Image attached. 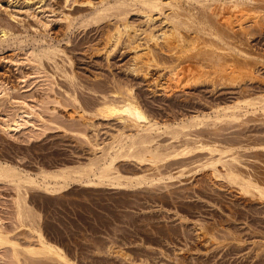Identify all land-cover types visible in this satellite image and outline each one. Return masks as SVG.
I'll list each match as a JSON object with an SVG mask.
<instances>
[{
	"label": "rangeland",
	"instance_id": "obj_1",
	"mask_svg": "<svg viewBox=\"0 0 264 264\" xmlns=\"http://www.w3.org/2000/svg\"><path fill=\"white\" fill-rule=\"evenodd\" d=\"M117 1L0 0V41L3 30L9 34L0 45V91L7 94L0 99V163L39 176L87 165L102 149L135 133L124 120L98 111L104 101H120L130 91L160 126L152 146L164 153L189 152L157 164L119 160L124 175L153 176L131 189L73 183L50 194L29 186L23 191L33 224L19 219L16 186L0 180V226L22 247L36 242L32 229L40 228L74 264H264V197L245 192L224 172L229 164L264 186V19L245 15L247 31L236 26L238 38L232 34L222 43L208 33L183 30L190 50L172 55L162 40L156 46L147 38L170 29L168 8L150 18L128 0L121 15L112 8ZM255 5L264 15V0ZM124 23L131 39L124 34L119 45L109 47L110 35ZM145 46L158 60L140 69L136 57ZM47 50L49 59L43 55ZM34 53H42V61ZM178 69L186 71L181 82L175 80ZM244 98L258 101L256 110L244 105L238 119H216V110ZM21 111L31 118L18 131L8 130ZM197 115L207 119L191 122ZM217 158L230 163H218L214 174L208 163ZM8 245H0V264H62L27 254L18 261Z\"/></svg>",
	"mask_w": 264,
	"mask_h": 264
},
{
	"label": "bare ground",
	"instance_id": "obj_2",
	"mask_svg": "<svg viewBox=\"0 0 264 264\" xmlns=\"http://www.w3.org/2000/svg\"><path fill=\"white\" fill-rule=\"evenodd\" d=\"M130 2L132 4L134 3V4L141 5L143 7V9L146 10L145 13H147L150 18H152V13H155V12H160V13L162 12L163 13L164 12L163 10H165L166 8L169 9L168 14L165 13L166 14L165 20H166V22L171 24L170 29L169 30L166 29L167 31L165 29H163V32L161 31L162 32L161 35L160 34L156 35L154 33H150L147 38H148L149 42L154 43L156 46H158L160 44L159 42L162 40L161 44L163 43L162 44L163 47L166 50H168L169 52H171V54H172V52H174V53L176 52L178 54L179 53L183 54L184 52H187L186 50L188 49L189 46L186 44L187 38L183 34V30H186L187 32L188 31L191 32V30H193L197 34H207L208 33L210 36L214 37L215 39L220 41V43H222V42H225L228 38L232 39L233 36H234V38H238V37H236L237 34H235L234 30H235L236 26L238 27L239 30L244 29L242 19L245 15L246 16L247 15L248 16L254 15L255 17L254 16H252V17H254L255 20L260 19V21H261V18L264 19V15H262L259 11L260 8L257 7L258 5L257 6L255 5L256 0H132ZM130 2L128 0H118L116 2V5L112 8L116 9L115 11L120 13V11L122 12V6H128L130 4ZM216 4H218V6ZM100 5H102V3H100ZM228 5H230L229 8L226 7ZM226 8H228V10ZM123 9H125V8H123ZM143 9H142V11H143ZM225 9H226V11H225ZM107 10H110V9H107ZM199 11H202V15L199 13ZM114 13L112 12V14H114ZM120 14L122 15V13H120ZM199 14L201 15V17ZM247 19H246V21H248ZM127 23L123 24V26H124L123 28H121L120 26H117L116 29L114 30V32L110 35L109 40H108V43L110 44V45L108 44L109 47H114L115 45H119L118 42L121 43L120 40L122 39L124 34H127L128 38L131 39V35H132L130 33L131 27ZM253 23H254V21H253ZM258 23H259V21H258ZM255 25H257V23ZM245 29H246V27H245ZM245 29L243 31H245ZM246 31H247V29H246ZM2 32H3L2 33L3 35H2V40L0 41V45L6 39H9L8 38V35H9L8 31L3 30ZM232 34H233V36H232ZM202 36H204V35H202ZM15 38H17V37H15ZM194 39H195V37L193 38V40ZM215 39H213V41ZM19 40H22V39H19ZM22 41H24V40H22ZM146 41H147V39H146ZM195 41H193V42L195 43ZM205 41H207L206 38H205ZM188 42L189 41H187V43ZM193 44L190 43L189 45H193ZM215 44H217V43H215ZM136 45L137 44H135V46ZM196 45H194V46H196ZM224 45H225V43H224ZM163 47H160L161 48L160 51H163V49H162ZM191 47L194 50V47L190 46V48ZM142 49H143V47H142ZM195 49H197V48H195ZM218 49H216V50H218ZM188 50H190V49H188ZM197 50H195V53ZM227 50H229V49L227 48ZM231 50H232L231 52H234L233 49H231ZM111 51H112V49H111ZM204 51L205 50H203L202 52H204ZM237 51L239 54L240 53H242V55L245 54V51H241V48L237 49ZM228 52L229 51H227V53ZM34 54H37V53H34ZM51 54H52L51 51L49 53L47 50L45 52V54H43V55L49 59ZM202 54H201V56H202ZM43 55L41 53V55L37 54L36 56L40 61H42ZM159 55H161V54H159ZM172 55H174V54H172ZM205 56L207 58H209L207 55H204V58H205ZM218 56H219V53H218ZM224 56H225V53H224ZM237 56H239V55H237ZM246 56H247V54H246ZM155 57H157V56L154 55L153 50L149 46H145V50L142 53L140 52V54H138L136 57L138 60V61H136V63H137L136 66H138V68H140V69L145 67V66H147V68H148V66L151 63L158 60V59L156 60ZM176 57L179 58L178 56H176ZM244 57H245V55H244ZM173 58H174V56H173ZM213 58H214V56H213ZM221 62H222V59H221L220 63ZM215 64H216V62H215ZM38 65L40 66L42 64L40 63ZM223 65L226 66L227 64L223 63ZM223 65H220V67H218V68H221V66H223ZM239 65H241V64H239ZM245 66L246 65H243V67H245ZM210 67H211V65H210ZM202 68H203V66H202ZM224 68H226V67H224ZM239 68H241V67L239 66ZM185 73H186L185 70L177 71L175 73V80L177 82H181L183 77L185 76ZM221 73H222V77H224L223 72H221ZM5 90H7V89H5ZM126 94H127V96H125V97L120 96L122 98L120 101H117V100L104 101L102 106L100 108H98V111L101 115L104 116V118L105 117H107V118L108 117H116L119 120H124L125 122L129 123L131 127H133L135 129V133L130 134V135H126L124 138L117 140L116 142L111 144L109 147L102 149V155L98 156V157H96V155H95V158L93 160H91L90 163H88L87 165L72 167V168H70V167L61 168V169L54 170L51 172L44 171L39 176V175H33L32 172L30 173V172L25 171V170H20L19 168H16V167L9 165L7 163H0V180L7 181L11 184H14L17 188L18 195H17V198L15 200V203H16L15 205L18 208L19 219H21L22 222H24V221L26 222V219H29V220L31 219L30 222H32L31 224H33V222L35 223V221H36V220H34L35 216H34L33 211L28 207L29 205H27L25 192L23 191V190H25V188L27 190V187H29V186L39 188L41 190H45L46 192H48L50 194L62 193L67 188H69V186L72 185L73 183L87 184V185H93V186H109L112 188H129V189H131V188H135L137 186H141L143 184L149 183L151 181L150 178H152L153 176L149 178L147 175H139V174L135 175V176H130V174L124 175L117 167V162L119 160L133 159V160L139 161V163L141 162V164L146 163V162H149L151 164H157L160 161H164V158L166 160V157L168 158V157L173 156V155L177 156V155H181L184 153L183 151L185 149L182 150L183 153H176V152L175 153H164V152L160 151L159 148H155L152 146V143L154 141L152 134L154 131L160 129V126L156 121L150 119V116H147L148 114H146L144 112V110L141 108L139 102L137 101V99H135V97L133 96L131 91L126 93ZM5 96H7L6 92H4V90L0 91V99L4 98ZM257 102L258 101H255L254 99L244 98L243 101L237 102L233 106H228V105L226 107L221 106L222 108H219V110H216V113H218V117H216V119L217 118L218 119L230 118L233 120L238 119L240 112H243L244 110H246L243 108L244 105H245V107L250 106V107L255 108ZM260 103H262V102H260ZM260 103H259V105H261ZM261 106H263V104ZM259 107L260 106H258V108ZM263 109H264V107H263ZM255 110H256V108H255ZM31 116H32V113H28L27 111L19 112L16 115V117L11 121V123L7 124V129L11 130V131H18L21 127H23L25 125V124L23 125L21 122L22 121L27 122L26 118H29V117L31 118ZM216 116H217V114H216ZM190 119L189 120L191 122H196V121L202 122V121H204V119H207V116L197 115V116H194L193 118L190 117ZM212 122H213V120H212ZM184 124H186V123H184ZM195 125H197V124H195ZM132 133H133V131H132ZM208 147H210V145L207 146V148ZM205 148L203 147L202 149H205ZM211 148H209V149L211 150ZM98 149H99V147H98ZM216 149H218V148H216ZM219 150H222V148ZM187 151L188 150H186V152ZM214 151H215V149H214ZM225 151H227V150H225ZM231 151H232V149H231ZM210 152L215 153V152H213V150ZM227 152H229V150ZM221 153H222V151H221ZM222 158H220V159L217 158V160L214 159V161L208 163V166H211L213 168L214 174L219 172V170L217 168L218 163H223L224 166H226L227 163H230L226 160L223 161ZM233 159L234 158H232V160ZM232 162H234V161H232ZM227 165L229 167L227 166L226 171H224V172H226V175L231 182L240 184L242 186L241 187L242 190H244L247 193L253 194L255 192L258 195L264 197V186L260 185V183L257 180H253L252 178H246L245 176H243L242 173H239V172L235 171V169L230 168L229 164H227ZM158 168H159V166H158ZM224 172H223V174H224ZM1 226L3 227L4 225H1ZM1 226H0V245H4V246H5V244L11 245L13 252H14V253L12 252V254L15 256V258L18 261H20V258H21L20 255H23V254L26 255L27 254V255H39L42 258H43V256L48 257V258H51L53 260H57V262H60L62 264H74L67 257L66 250H64L58 244L50 241L43 234V232L40 230V228H36L35 224H34L35 227L32 229V231L34 232V234L36 236V239H35L36 242L31 243L30 245H28L26 247H22L18 241L13 240L11 237H13L14 235L10 237L9 236L10 234L8 235V230L6 233L5 230H3L4 228L2 229ZM29 235H31V233H29ZM12 249H10V250H12ZM29 261H31V260H29ZM29 261H28V263H29Z\"/></svg>",
	"mask_w": 264,
	"mask_h": 264
}]
</instances>
